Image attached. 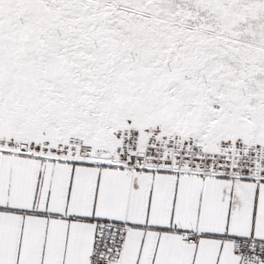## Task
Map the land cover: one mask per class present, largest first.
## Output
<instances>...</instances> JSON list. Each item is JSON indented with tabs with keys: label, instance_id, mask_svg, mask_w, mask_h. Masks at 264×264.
<instances>
[{
	"label": "snow or ice",
	"instance_id": "snow-or-ice-1",
	"mask_svg": "<svg viewBox=\"0 0 264 264\" xmlns=\"http://www.w3.org/2000/svg\"><path fill=\"white\" fill-rule=\"evenodd\" d=\"M0 264H264V0H0Z\"/></svg>",
	"mask_w": 264,
	"mask_h": 264
}]
</instances>
